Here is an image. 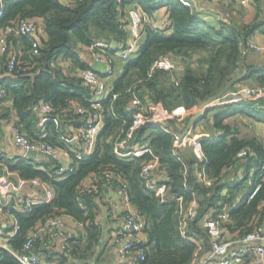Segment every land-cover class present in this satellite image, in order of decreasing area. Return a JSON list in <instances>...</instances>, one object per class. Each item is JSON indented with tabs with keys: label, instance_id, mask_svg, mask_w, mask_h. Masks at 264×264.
<instances>
[{
	"label": "trees",
	"instance_id": "obj_1",
	"mask_svg": "<svg viewBox=\"0 0 264 264\" xmlns=\"http://www.w3.org/2000/svg\"><path fill=\"white\" fill-rule=\"evenodd\" d=\"M145 13L150 22L160 10L168 15V25L156 31L146 23L136 52L122 62V72L109 77L111 94L101 101L103 127L96 139L94 152L83 160L73 159L74 171L62 178L52 174L46 160L38 162L24 157L7 159L0 151V165L21 180L39 179L53 192V197L37 203L27 214L14 213L19 224L16 235L8 243L14 250L24 242L40 223L48 218H69L82 228L81 236L73 237L69 254L47 250L38 239L34 249L46 260L62 264L69 260L79 263L97 261L103 230L98 221L101 207L105 206L102 187L87 192L89 180L96 182L104 171H111L126 184L129 200L145 217L144 233L148 237L144 260L139 264H191L195 255L210 250L206 232L200 224L211 210L225 209L229 214L222 224L234 237H240L264 226V175L259 176L264 164V144L256 136L241 135L238 127L225 121L231 117H244L252 123L264 124V98L243 96L226 98L213 103L204 111L199 122L212 113V132L199 134L205 152V162L199 163L190 150L174 152L173 133L183 130L196 109L207 99L217 95L225 85L251 81L250 88H264V68L244 70L243 49L248 39L262 24L249 25L219 22L218 26L202 20L181 0H5L0 34L4 28L20 20L41 21L44 36L39 38L34 53L35 38L29 35H8L7 50L0 54V135L1 122L15 121L31 141L45 142L69 152L74 146L69 126L79 129L87 116L76 113V107L93 111L88 99L91 91L78 77V72L89 68L77 46L88 47L97 40L115 41L106 55L119 51L128 38V12L135 7ZM171 30L170 34H166ZM37 43V42H36ZM17 54L15 70L25 72L15 77L6 74L9 52ZM170 57L181 70L156 71L149 76L153 62ZM66 62L62 68L58 63ZM240 69V74H236ZM239 77V78H238ZM136 94L147 105L144 119L173 115L179 109L185 113L182 121L169 118L164 124L146 121L137 129L134 141H146L153 154L160 158L163 183L169 199L182 196L187 205L192 197L197 202L196 217L189 222V235L201 244L197 246L179 234V213L175 202L161 203L156 194L148 191L140 179L141 159H121L114 153L118 135H124L132 123L125 107ZM41 104L51 107L43 128L38 126ZM198 122V123H199ZM197 123V124H198ZM196 124V125H197ZM250 153L240 160L242 149ZM243 169L246 178L250 171L253 183L235 184L237 172ZM209 180L206 185L199 174ZM99 179V186L103 184ZM255 184L259 190L247 201ZM87 261V262H86ZM109 263V260H108ZM0 264H19L15 259L2 256ZM78 264V263H77Z\"/></svg>",
	"mask_w": 264,
	"mask_h": 264
},
{
	"label": "built area",
	"instance_id": "obj_2",
	"mask_svg": "<svg viewBox=\"0 0 264 264\" xmlns=\"http://www.w3.org/2000/svg\"><path fill=\"white\" fill-rule=\"evenodd\" d=\"M181 1L186 7L193 9L190 2L187 0ZM208 1L213 2L215 0ZM241 1L247 3L250 0ZM4 7L5 0H0V19L3 17ZM146 23H150L153 29L160 31V27L158 28L154 22H150L149 17L139 9L133 7L128 12V38L116 54L122 62H125L136 52L140 45L143 28ZM11 34L34 37L33 52L37 53L36 47L39 38L44 36V31L41 21L35 19L20 20L6 26L0 34V54L6 52V37ZM109 47H111L110 43L103 40H97L87 47L94 61L105 65L103 76H100L91 68H85L78 72V77L91 91V98L88 99V102L93 111H87L80 106L76 107V113L86 115L87 120L84 126L77 129L71 137L66 139V142L76 144L73 149L70 148L69 152H67L45 142L31 141L19 131L17 126L14 125L12 127V142L15 147L23 153L26 151H36L42 154L44 160L50 165L53 176L56 178H62L74 171L73 159H86L95 150L97 136L103 127L101 101L111 94V89L105 85L103 79L109 78L114 74L111 61L105 57ZM249 52L264 53V43H247L243 49V53ZM17 57V54L12 51L7 56L6 74L13 77L26 71L25 68L20 67L14 72ZM58 65L65 68L67 63L61 62ZM179 70L181 68L170 57L165 56L153 62L149 70V76L153 75L156 71L171 73ZM236 74H240V69H236ZM263 91L264 88L254 90L247 86H239L215 101V103H219L226 98L238 96L253 99ZM4 94L5 91L0 89V95ZM36 110L40 115L38 126L43 128L45 122L48 120L47 117L51 112V107L47 104H41ZM125 110L131 115L132 123L124 135L120 134L117 136L114 143L115 155L121 159L142 160L140 179L144 183L145 188L156 194L161 203L175 202L177 204L179 234L184 240L194 243L198 250H200L201 244L193 236L191 237L188 231L189 222L193 221L196 217L197 202L195 198L192 197L187 205L184 204L182 196L169 199L167 186L162 182L164 179L160 168V158L153 154L150 145L146 141H143V139L140 141L133 140L135 132L144 121L159 124H164L165 120L169 118H178V121H182L185 115L184 111L179 109L173 115H162L145 120L143 115L147 111V105L136 94L127 103ZM182 126V129H184L185 125L183 124ZM182 131H171L173 133L174 152L177 153L178 150L188 149L197 161L203 164L206 156L198 136L201 133L196 132L195 125L181 138ZM249 153L250 150L248 148L242 149L237 154V157L243 160ZM243 171L241 169L237 172L235 184L246 179ZM253 174L254 171H250L249 177H252ZM7 175H11V173L3 165H0V191L5 193V198H1L0 201V261L4 255L15 259L19 264H62L57 260H46L40 253L35 251L34 243L39 239L43 248L65 253L66 255L69 254L73 232L67 226L64 218L53 217L44 220L35 227L19 250H14L9 245V238L15 236L19 230V224L13 216L14 213H29L31 207L37 204L33 196L38 190L44 192L46 197L45 202H48L53 197V192L37 178L31 180L18 179L16 184L23 190L24 194L17 197L15 189L7 182ZM262 175H264V164L261 166L259 173V176ZM199 177H201L204 184H209L210 181L206 179L203 173L199 174ZM99 179H103L104 181L101 186H99ZM100 187L103 190L104 188L111 190L120 200V207L112 203L107 206L108 217L116 226L107 238L106 246L109 251L115 254L117 264H139L144 260L147 249V242L139 237L141 233H144V215L130 202L126 184L111 171H104L96 182L93 179L89 180L84 191L90 193L96 192ZM258 190L259 184H255L247 201ZM228 219L229 214L223 208L221 210H211L205 216L200 227L206 232L210 243V250L202 256L196 254L191 264H258L264 258V226L258 227L243 236L234 237L222 226Z\"/></svg>",
	"mask_w": 264,
	"mask_h": 264
},
{
	"label": "crops",
	"instance_id": "obj_3",
	"mask_svg": "<svg viewBox=\"0 0 264 264\" xmlns=\"http://www.w3.org/2000/svg\"><path fill=\"white\" fill-rule=\"evenodd\" d=\"M191 3L195 14L202 20L210 23L213 26H218L219 22L223 23H237L238 25H249L253 21H258L262 24L261 29H256L253 34L248 39L247 43H257L263 44L264 43V0H250L247 3L242 2L241 0H215L213 2H209L208 0H187ZM160 30H164V28L168 25V15L166 14L165 10H160L156 13L153 18V21ZM171 30L167 31L166 34H170ZM122 45L119 47L121 48ZM119 48V49H120ZM77 52L79 53L81 59L87 63L88 67L96 71L100 76H103L105 71V65L100 62L94 61L92 55L87 50V47L78 45ZM118 51L111 55H106V59L113 60L116 67L119 69V73L122 72V61L116 55ZM244 70L248 68V70L253 69H261L264 68V53H255L249 52L245 54L244 57ZM105 85L110 88L109 86V78L103 79ZM251 81H246L244 84H236L234 88L239 86H250ZM233 91L227 90L225 94ZM224 94V95H225ZM259 97L264 98V91L260 93ZM215 103V102H213ZM212 103V104H213ZM210 104L209 106H211ZM217 104V103H216ZM198 108L196 109L195 113L197 112ZM194 113V115H195ZM193 115V116H194ZM192 116V117H193ZM212 113L209 114L202 122H199L195 125V130L197 133H203L205 131L212 132ZM246 118L240 117H231L227 119L225 122L232 124L234 126H239V121L243 123V126H250L251 132L250 136L258 137L262 143L264 144V124H256L245 121ZM248 120V119H246ZM15 125V121L13 119L5 120L1 122V135H0V151L4 157L7 159H15L18 157H23V152L20 151L12 142V127ZM77 129L69 126L66 130L72 136ZM239 131V127H238ZM72 146L75 147V143H71ZM7 182L15 189L17 197H20L24 194L23 190L18 187L17 180L19 179L17 176L13 174L6 176ZM104 201L105 206L101 207L100 216L98 221L103 230V237L101 238L100 247L96 251V255L102 254L98 257L97 261H86L88 264H116V257L115 254L109 251L108 247L106 246V240L110 236L111 232L115 228L116 224L113 223L108 217L107 206L110 203L115 204L117 207H120V200L117 196L111 191L104 188ZM4 192L0 191V201L1 198H5ZM3 198V199H4ZM34 201L37 203H44L46 200L44 192L38 190L37 193L33 196ZM67 226L72 230L73 237L81 236L82 228L79 224L75 221L65 218L64 219ZM230 233V232H229ZM231 234V233H230ZM139 237L142 240H145L148 243V237L145 233H141ZM109 260V263H108ZM70 264H77L79 262L69 260ZM264 264V258L258 263Z\"/></svg>",
	"mask_w": 264,
	"mask_h": 264
},
{
	"label": "water",
	"instance_id": "obj_4",
	"mask_svg": "<svg viewBox=\"0 0 264 264\" xmlns=\"http://www.w3.org/2000/svg\"><path fill=\"white\" fill-rule=\"evenodd\" d=\"M136 8V6L134 7ZM116 42L112 41L110 43L111 47H115L116 46ZM234 81H230L228 82L225 87L215 96L210 97L209 99H207L206 101H204L199 107L197 112L195 113V115L190 118L188 120V122L185 125V128L182 131L181 134V138L188 132V130L196 125L203 117L204 115V111L206 110V108L212 104L213 102L217 101L218 99L222 98L224 96V94L226 93V91L228 90V88L232 85ZM23 157L29 160H35L38 162L44 161V157L42 154L37 153L36 151H26L23 153Z\"/></svg>",
	"mask_w": 264,
	"mask_h": 264
},
{
	"label": "rangeland",
	"instance_id": "obj_5",
	"mask_svg": "<svg viewBox=\"0 0 264 264\" xmlns=\"http://www.w3.org/2000/svg\"><path fill=\"white\" fill-rule=\"evenodd\" d=\"M121 61V60H120ZM122 63V62H121ZM115 71H116V74H118L119 72L117 71V67H115ZM118 72V73H117ZM245 121H248V122H250L249 120H244V122ZM239 133L241 134V135H247V134H250V133H252L251 132V129H250V126L248 125H246V126H243L242 124L243 123H241L240 121H239ZM252 183H253V178L250 176L249 178H246V180H245V182H244V185H246V186H251L252 185ZM116 264H117V262H116Z\"/></svg>",
	"mask_w": 264,
	"mask_h": 264
}]
</instances>
